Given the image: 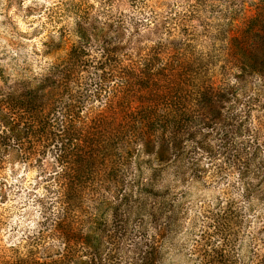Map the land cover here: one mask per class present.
<instances>
[{"label":"rangeland","instance_id":"1","mask_svg":"<svg viewBox=\"0 0 264 264\" xmlns=\"http://www.w3.org/2000/svg\"><path fill=\"white\" fill-rule=\"evenodd\" d=\"M132 19L154 22L139 25L140 32L150 33L145 36L148 44L162 39L198 54L209 53L212 59L201 77L207 84H219L226 71L236 72L245 60L244 64L252 66L246 79L253 90H248L238 107L246 110L245 102H251V107L240 116L241 133L224 147L226 140L216 138V128H206L211 125L209 112L213 109L197 114L194 122L210 133L215 153L211 156L197 150L191 155L195 165L185 163L179 171L185 170V177L175 175L176 166L162 172L160 191L166 188L170 212L178 214L171 222L172 231L166 233L162 219L149 224L145 235L135 233L120 239L117 218L111 219V212L103 211L99 202L116 194L121 197L120 189L110 186L105 190L100 185L81 192L83 204L72 211L79 220L74 230L85 233L92 222L89 218L108 213L105 228L103 221H96L107 234H102L104 241L109 237L111 243V256L106 253L102 264H140V253L153 237L161 247L157 264H197L191 256L195 241L205 232L212 243L220 245L215 234L219 226L227 232L231 253L239 264H264V64H259L264 62V0H0V264L52 263L64 245L50 231V219L46 220L56 208L55 186L47 177L58 170L53 155L42 149L34 157L39 162H34L33 155L23 160L11 151L20 142L17 131H26L28 136L22 141L32 154L29 147L36 144L32 137L35 129L29 116L39 106L48 108V98L58 97L65 105L73 103L68 92L77 89L76 80L62 90L61 80L46 76V68L65 58L79 37L80 21L82 33L87 32L89 38L84 36L81 43L95 49L101 42L95 33L102 32L113 42L118 27L126 35L132 32ZM79 72L85 75L82 67ZM85 83L91 81L85 78L79 88ZM92 100L87 104L79 97L82 114L104 110L99 101ZM220 130L234 134L233 128L223 126ZM200 138L197 135L192 141ZM192 141L183 143L195 149ZM249 145L258 149L252 163L246 160ZM71 252L66 264L85 255L78 247H72Z\"/></svg>","mask_w":264,"mask_h":264},{"label":"trees","instance_id":"2","mask_svg":"<svg viewBox=\"0 0 264 264\" xmlns=\"http://www.w3.org/2000/svg\"><path fill=\"white\" fill-rule=\"evenodd\" d=\"M143 23L150 26L154 22L132 19V32L126 35L118 27L113 42L102 32L95 33L101 42L99 48L92 49L87 47V42L81 43L84 36L89 38L86 31L82 33L84 25L80 21L77 24L79 37L65 58L45 70L46 76L61 80L62 90H67L70 82L76 80L77 89L68 92L73 103L65 105L58 97H51L47 99L48 108L34 109L35 113L29 116L35 123H32V129H35L32 137L36 144L29 147L32 154L27 153L22 141L28 133L17 131L20 142L11 150L17 157L28 160L29 155H33L34 162H39L35 155L47 148L58 169L47 176L55 186L56 208L46 220L50 219V231L61 238L64 245L60 257L52 263L40 264H66L72 255V247H78L85 255L68 264H102L106 253L111 256V243L109 237L104 241V229L98 227L96 221H103L105 228L108 210L111 219L117 218L116 226L120 224L117 230L120 239L135 233L145 235L149 224L163 220L166 233L172 231L171 222L178 214L170 212L166 188L160 191L162 172L176 166L175 175L185 177V170L179 171L185 163L195 165L191 155L197 150L211 156L215 153L213 147L216 145L208 138L212 137L210 133L203 132L205 127L194 122L197 114L204 109H213L209 112L211 125L208 123L206 128L212 131L216 128V138L226 140L221 147L241 133L240 116L242 112L243 115L248 112L251 102L249 105L243 103L246 107L243 111L238 105L248 90H253L246 79L252 73V66L240 59L242 63L236 67V72L226 71L219 84H207L201 77L212 59L209 53L198 54L162 39L148 44L149 38L145 36L150 33L139 31V25ZM226 53L232 52L228 49ZM81 67L84 76L79 72ZM226 68L228 65L222 70ZM229 75L232 80L226 79ZM85 78L91 83L83 84L80 89L79 83ZM81 96L87 104L92 99L99 101L104 110L90 116L82 114ZM223 126L233 128L234 134H223L220 130ZM12 131L11 128L8 133ZM185 135L187 138H183ZM197 135L201 138L193 142ZM184 140L195 143V149L189 148ZM249 147L251 152L246 160L252 163L258 149ZM121 174L128 176L127 182ZM98 185L105 186V190L110 186L120 189L121 197L116 194L111 200L99 201L107 215L89 218L92 222L85 233L80 229L75 231L74 225L79 220L72 211L83 204L81 192ZM215 234L220 245L211 242V235L200 234L191 249L193 259L198 260L197 264H239L231 253L232 244L227 232L218 226ZM145 247L141 256L138 255L140 264H157L161 247L155 237L146 242Z\"/></svg>","mask_w":264,"mask_h":264}]
</instances>
